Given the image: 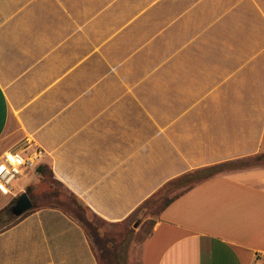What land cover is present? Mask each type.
<instances>
[{"label": "crops", "instance_id": "1", "mask_svg": "<svg viewBox=\"0 0 264 264\" xmlns=\"http://www.w3.org/2000/svg\"><path fill=\"white\" fill-rule=\"evenodd\" d=\"M36 150L112 222L264 154V0H0V162ZM36 178L0 186V211ZM0 264L99 261L80 222L41 207L0 231ZM141 264H264V164L179 195Z\"/></svg>", "mask_w": 264, "mask_h": 264}, {"label": "rangeland", "instance_id": "2", "mask_svg": "<svg viewBox=\"0 0 264 264\" xmlns=\"http://www.w3.org/2000/svg\"><path fill=\"white\" fill-rule=\"evenodd\" d=\"M252 158L251 160L245 159L246 162L244 161L243 164H237L241 167L247 164L249 160L250 163L253 162ZM31 161L29 159L28 163L22 166L19 176L32 172L37 177L36 167L40 160H35L33 164L30 163ZM225 169L230 170L229 167H225ZM179 191L180 189L175 190V192L171 191L172 193L164 191V194L151 199L146 213L131 216L119 222L105 220L89 208L84 207L81 201L70 193L64 185L52 181V178L44 180L40 177L36 178L30 190V198L33 204L59 206L70 213L80 224L83 221L82 226L85 228L86 234L92 243L99 264H141L142 243L152 228V222L156 221L160 216V209L166 198ZM10 222L12 220L7 223L4 219H0V230L4 229ZM137 222H139V225L135 227ZM86 224H90V226Z\"/></svg>", "mask_w": 264, "mask_h": 264}, {"label": "trees", "instance_id": "3", "mask_svg": "<svg viewBox=\"0 0 264 264\" xmlns=\"http://www.w3.org/2000/svg\"><path fill=\"white\" fill-rule=\"evenodd\" d=\"M251 158L252 157L247 158V159H250L251 160ZM250 160L248 161L247 164H244L241 167H239L238 166L239 164H237V163H242L243 164L244 161L246 162L245 159L220 163V164H217V165H213V166H211L209 168L202 169V170L192 171V172H189V173H187V174H185V175H183L181 177H178V178H176V179H174V180L166 183L152 197H150L147 201H145L131 216H137L139 214L140 215H143L144 213H146V211L149 209V204L151 203V199L157 198L161 194H164V191H170V192L172 191V192H175V190L180 189L179 192L175 193L174 195H172L169 198H166L164 204L162 205V207L160 209V214H161V212L169 204H171V202H173L179 195H181L183 192H185L186 190H188V188L192 187L194 184H196V183H198V182H200V181H202V180H204L206 178H209L211 176H214V175H216V174H218L220 172H223V171L227 170V169H225V167H229V169H234V168L236 169V168H243V167H248V166H252V165L255 166V165H259V164H264V154L254 156V158H252L253 162H251V163H250ZM36 174H37V178L40 177L42 180L47 179V178L48 179L49 178H52V181H56V182L60 183L61 185H64L63 183H61L59 180H57L55 178L54 173L52 171V168H51V165H50L49 162H46V161L45 162H43V161L42 162H39L38 165H37V167H36ZM39 181H40V179H39ZM32 185H33V183L31 185H29L28 188H27V190H26V192L29 194V196L31 194L30 193V190H31ZM68 191L74 195V193L70 189H68ZM77 198L81 201V203H82V205L84 207L89 208L82 199H80L79 197H77ZM17 199L18 198L14 199L12 201L11 205H13ZM41 207H54V208H60V209H62L59 206H40V205H37L36 203H34V207H33V209L31 211L26 212L21 217H15L14 218V217H12L10 215V211H9L10 210V207H7V208L3 209L0 212V219H4L7 223L10 220H12V222H10L9 224H7L4 227V229L9 228L10 226L16 224L20 219H22L23 217H25L26 215H28L30 212L34 211L35 209L41 208ZM62 210H64V209H62ZM65 212L68 213L67 211H65ZM68 214H70V213H68ZM155 223H156V221L152 222V228L150 229V232L148 233V235L146 236V238L151 234L152 229H153ZM82 224H83V221H82ZM86 225L90 226V224H86ZM4 229H2V230H4ZM2 230H0V231H2Z\"/></svg>", "mask_w": 264, "mask_h": 264}, {"label": "built area", "instance_id": "4", "mask_svg": "<svg viewBox=\"0 0 264 264\" xmlns=\"http://www.w3.org/2000/svg\"><path fill=\"white\" fill-rule=\"evenodd\" d=\"M41 152L36 150L31 156L24 157L18 152H9L0 162V186L3 189H11L12 183L19 177L22 166L28 163V160L33 164L35 160H40Z\"/></svg>", "mask_w": 264, "mask_h": 264}, {"label": "water", "instance_id": "5", "mask_svg": "<svg viewBox=\"0 0 264 264\" xmlns=\"http://www.w3.org/2000/svg\"><path fill=\"white\" fill-rule=\"evenodd\" d=\"M34 207L33 201L27 192H23L19 195L15 203L10 207V215L12 217H21L26 212L32 210ZM139 225V222L135 224V227Z\"/></svg>", "mask_w": 264, "mask_h": 264}]
</instances>
